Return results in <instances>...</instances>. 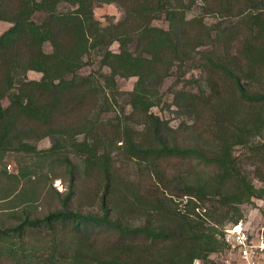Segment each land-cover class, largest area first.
Returning <instances> with one entry per match:
<instances>
[{
	"label": "trees",
	"instance_id": "trees-1",
	"mask_svg": "<svg viewBox=\"0 0 264 264\" xmlns=\"http://www.w3.org/2000/svg\"><path fill=\"white\" fill-rule=\"evenodd\" d=\"M0 21V264H219L264 200V0H0ZM173 74L176 127L152 110Z\"/></svg>",
	"mask_w": 264,
	"mask_h": 264
},
{
	"label": "rangeland",
	"instance_id": "rangeland-1",
	"mask_svg": "<svg viewBox=\"0 0 264 264\" xmlns=\"http://www.w3.org/2000/svg\"><path fill=\"white\" fill-rule=\"evenodd\" d=\"M67 5H64L62 9H66ZM95 14L96 17L103 20L104 16L107 14L114 15L116 19H119L122 15L121 11L114 5V4H106L103 6H99L95 9ZM155 24L166 27L167 23L164 19H160L155 21ZM11 24L6 21H0V33L5 31ZM112 50L118 51L119 50V44L115 42L112 45ZM99 62V59L94 60L93 65H87L83 67L79 73L80 74H88L92 72L94 68H96V64ZM191 73H188V76ZM29 78H34V79H39L41 77V73L31 71L28 73ZM137 80V77H130V78H122L118 77L117 81V87L120 91L123 92H128L133 89L134 84ZM180 82L177 80V77L175 74L172 76L168 77L165 82L163 83L161 90L164 94V103L160 106L154 107L152 110L159 114L161 117L165 119H169L171 122V125L176 127L178 126L179 122L183 119L182 117H178V114L176 113V106L172 105V107L169 109L165 103L171 104L173 101V93L172 89L173 88H178L180 87ZM119 103L123 104L125 106V112H130L131 107L128 104V97L127 95H123L122 97H119ZM3 105L8 104V100H4ZM114 111L106 114V117H114L115 114H120L121 110L120 107L114 103L113 105ZM191 122V121H189ZM257 140L259 138H256ZM52 144V139L49 137H46L38 142V147L39 148H48ZM8 163L10 164L9 166L7 165V168L11 172H16L17 167L13 159H8ZM258 184H260L258 182ZM54 186L62 191L65 190L66 182H63L61 179H56L54 180ZM244 208L246 209L247 213V218L246 222H248V228L250 230L254 231L255 233L260 232L261 230H264V200L263 199H258L254 198V203L253 204H245ZM194 264H201L200 261H196Z\"/></svg>",
	"mask_w": 264,
	"mask_h": 264
},
{
	"label": "built area",
	"instance_id": "built-area-1",
	"mask_svg": "<svg viewBox=\"0 0 264 264\" xmlns=\"http://www.w3.org/2000/svg\"><path fill=\"white\" fill-rule=\"evenodd\" d=\"M224 251L219 264H264V230L255 234L242 222L225 228Z\"/></svg>",
	"mask_w": 264,
	"mask_h": 264
},
{
	"label": "crops",
	"instance_id": "crops-1",
	"mask_svg": "<svg viewBox=\"0 0 264 264\" xmlns=\"http://www.w3.org/2000/svg\"><path fill=\"white\" fill-rule=\"evenodd\" d=\"M243 225H245L246 227L248 226V222H246V223H243ZM252 231V230H251ZM254 232V231H253ZM261 232V231H260ZM255 233V232H254ZM259 233V232H258ZM255 234H257V233H255Z\"/></svg>",
	"mask_w": 264,
	"mask_h": 264
}]
</instances>
